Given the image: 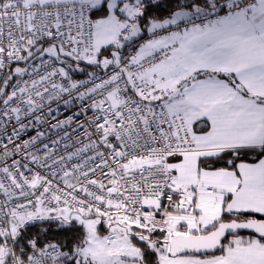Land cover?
I'll return each instance as SVG.
<instances>
[{
    "label": "snow or ice",
    "instance_id": "1",
    "mask_svg": "<svg viewBox=\"0 0 264 264\" xmlns=\"http://www.w3.org/2000/svg\"><path fill=\"white\" fill-rule=\"evenodd\" d=\"M0 264H264V0H0Z\"/></svg>",
    "mask_w": 264,
    "mask_h": 264
},
{
    "label": "trees",
    "instance_id": "2",
    "mask_svg": "<svg viewBox=\"0 0 264 264\" xmlns=\"http://www.w3.org/2000/svg\"><path fill=\"white\" fill-rule=\"evenodd\" d=\"M149 14H157V15H166V9L164 7H160V8H150L149 9ZM41 227L40 225H37L36 228H34L32 231L35 232L38 230V228ZM52 228V231H50L48 233L49 238H53V239H64L65 236L62 233H58L55 231L56 225L53 224L50 226Z\"/></svg>",
    "mask_w": 264,
    "mask_h": 264
}]
</instances>
